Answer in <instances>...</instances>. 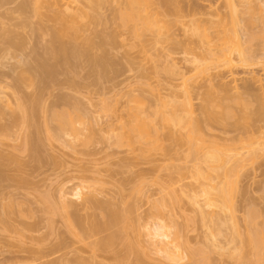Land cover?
Instances as JSON below:
<instances>
[{"label":"rangeland","instance_id":"obj_1","mask_svg":"<svg viewBox=\"0 0 264 264\" xmlns=\"http://www.w3.org/2000/svg\"><path fill=\"white\" fill-rule=\"evenodd\" d=\"M29 1L30 0H23V1L13 0V2L9 1L8 4L6 2V4L0 5L1 6L0 15L2 14V17L0 16L1 17L0 19L2 20L1 22H3V23L0 22V24L5 25L4 22L6 23L8 20L9 23H12V24L7 23L8 25H10V29L11 28H13L12 30L15 29V31H12V32L15 34L17 32V35H18L17 37H19L23 41L22 48H18L19 50H17L16 48L15 49L16 51L14 52H13L14 49L13 50L10 49L9 50L10 53L8 52L9 53L8 56H7V50H6L7 48L5 49L6 51L3 49V47L6 45L0 42L2 45H4V46H0V50H1V47L3 49V51L1 50L0 52V59H1L0 61V85H1V88L2 86L5 87L4 89L3 88L2 89L3 91H7L6 93L8 94V97H9L6 99L7 94L5 95V92H4V96H5L4 97V96H1V92H0V97L2 101L4 99L5 101L7 100V102L13 101V99L15 100L17 99V97H19L18 99L22 100L21 97L26 98L28 96H25V95H31L33 91L38 92L35 90L38 84H35V86L31 84L33 83V80L37 82L35 80L36 79L35 76H37L36 75L37 72L36 74L33 75V80L31 82V80H28L29 78L31 79V77L25 75L26 73L25 71H19V70L27 69V73L29 72L28 73L29 75L32 72V70L35 69L34 71H37V67L35 66L36 64L34 65L35 62L32 60L33 58L30 59L31 57L29 55L32 56L31 53L32 52L34 53L35 50H36L35 51L36 53L38 52L40 55H43L45 51H49L52 49L53 45L49 41L50 39L48 36L49 30H47L48 29L47 27L51 26L50 25L52 23L51 18L53 17L56 11L58 10L64 11L63 3H66L68 1L69 2L75 1L78 5L79 4L81 5L83 3L81 2V0H46V4L40 10L41 11L40 16H35L34 14L27 13V12H23L19 14L17 12L16 15L12 14L13 12L15 13L17 11L18 7H20L19 3L20 4L23 2L28 3ZM219 5L226 6V0H177L178 9L176 8L177 10H175L176 12L174 14L167 12V10H165L164 8L165 6L161 7V11L163 12L165 16L163 17L160 15L158 17L163 18L164 21H167L165 22L164 28L161 29L163 34L164 33L174 34V35L177 34L178 37L180 38L182 31L184 32V30H186V35L190 36L191 38L189 39L192 40L190 41L191 42L190 44H188L189 41L188 42L185 41L184 49L177 48L178 45H176L175 51L173 50L174 45H171L173 46L171 48V46L169 45L170 44L169 41H162L159 43H154L153 45L144 46L143 48L144 51L140 53L139 47H132L131 45H129V43L133 41L132 39H130L129 29L127 26L120 25V20L118 16L114 17L115 20L112 23L109 20L108 21L110 23L108 21H105L106 24H104L105 22L102 24L103 21H101L99 24L93 25L90 22L86 21L87 23L85 22L83 23L84 26L83 25L81 26V28L83 27L84 28L82 29V31L78 33V37L76 41L75 39L71 41V46L69 45L70 39H67V38L63 39L65 43H66V39L68 41L67 44L65 45L66 48L70 47L69 49H72L73 47L76 46L75 49L79 48L82 50L85 46L83 44L85 43L83 42L84 37H87V36L89 38L94 37L97 40V35L99 37L100 34H102V33L99 34V31L103 32L107 30L106 32H108V29L115 28L116 30L115 29L114 30L117 31L118 34L123 35L117 38L118 40L114 43V45H112L113 43L107 44L102 47L103 48L102 51L98 50L99 53L103 52L102 55L104 58L108 56L107 59H105V63H106V60L109 61L108 59H114L113 61L114 63L112 62V60H110V63H113V65L110 64L109 62L105 64L106 71L104 70L102 72H105V73L107 72V73L103 75L102 80H100V78H97L99 79L98 82L100 83H97V84H95L96 82L94 83V81H96L95 80L96 78L94 77L95 75L93 76V74L98 73L99 72L98 69L96 68L98 71L96 72V70H93L95 69L94 67L92 69L93 70L92 72L91 67L93 66V64L89 62L90 64L89 65L88 63H86V61L84 60L81 61V58H80L79 60L80 62L78 64L79 66H77L75 70H73L74 68L71 70V72L72 71L76 72L75 74L77 75V79H74V80H77V81L79 80V83L83 82L82 84L85 83L84 85L82 84L80 85V87L83 86L80 89L81 92L79 91L80 93L79 92L76 93L75 90L73 89L74 87L70 89L72 85L70 86L65 82L64 78L68 80L67 76L70 75L68 73H71L67 71L65 72L67 76L65 75V73H62L64 75L62 74H59L60 76L58 75L59 80L57 81L58 82L61 81L60 83L57 82L56 84L54 83L51 84L48 82L50 84L49 85L47 83L48 86L47 85L46 86L48 88L46 86H44L45 87L44 89L41 87L42 92L40 94L34 93L35 95H38V94L40 95L39 97L40 101H38V104L40 102L42 107L45 106L46 109H49L50 105L55 104L52 102H55L60 97H63L66 100H69L71 98L70 101H75V99H77L76 102H78L77 103L78 106L79 107L83 106L81 109L85 110L88 116L86 117L88 119L85 118L87 119L85 120V122H84V119H83V122H81L82 120L78 119L76 120L77 122L73 121V123L75 122L74 124L75 126L77 125V128L80 127L79 125H82V126L86 125L87 131L85 129L84 132L83 131L81 132L82 133L81 135L82 137L87 138L85 136V133H86L88 138L86 140L84 138H79L78 141L76 140L72 141V143L69 144V145H72V148L69 145H64V143H62L63 141L62 139L64 137L66 139H69V137L67 136H64L61 140H53V138L51 140V137L47 136V133L48 134L50 133L49 132L50 128L53 129L54 132L56 131L55 133L57 134L59 133L57 131L59 130L57 129L59 128V125L58 126L56 125V123L57 124L59 123L57 122L58 120H56L55 122L56 118L54 120L50 119L52 116L51 112L47 110L49 113L46 114L47 112L45 111L46 110L45 107L43 109L39 107V110L42 109L45 111V113L43 111H39L41 113H38L39 119H40V121L37 119L38 122H41L44 117L51 115L50 117L47 118L46 122H44L45 119L42 121V123L44 122L42 126L45 130L48 126L50 128L48 127L49 129H47L48 132L46 130V133L45 131L44 132L42 131V133L38 131L39 129L42 130V128H39L37 130V132L42 134L40 135L38 133L40 136L37 137L39 138L41 142V143L38 142L39 144H41L40 146L41 150H39L40 148L38 150H36L37 148L35 149L37 152L39 151L38 153L40 155L37 154V152L35 151L38 157H36L37 155H34V154H31L32 155L31 156L29 153L31 151H29V149L27 150L28 147L25 144L24 135L25 136L31 135L30 131L32 132L36 131V130H33V129H36V128H33V126L34 127L37 126L36 125L37 123L33 126H30V125L27 126L28 124L26 125L23 121H21L22 119L20 120V117L18 118L15 115L16 118H18L19 120H15L16 118L14 117L13 118L14 121H12V118H11L10 120L12 122L9 121L11 123L10 124L8 122V119H9L8 114L5 115V113L8 112L11 115L15 113L17 109L13 107L12 108L13 110H12L11 107H9L11 111L10 112L9 110H7L8 107L6 108V106H3L4 104L2 105L4 109H2L1 107L2 102L0 101L1 102L0 112H3V113H0V116H1L0 119H2L0 120V125H1L0 130L1 128L5 127L6 129L5 133L7 132L5 134L7 135V139L4 136V134L0 136L1 137L0 138V152H4L2 153V156L0 157L3 158V155H6L7 153H8L7 155H11V157H9L10 159L9 161L6 160L8 159L7 156L5 157L6 159L0 158L1 167L5 166L3 167L4 170L7 168V166H9V169L7 168L8 170H5V173L7 172V175H5V178L4 176H2L4 179L0 180V184L1 185L3 184L2 186L5 190L4 191L3 188L1 187L4 192L0 190V193H2L0 194V199H4V197L8 198L10 196L12 197V200H15L16 198L17 203H20V204L23 203L21 204L23 206L22 207L15 202L16 200L14 201L15 204H17L16 207L20 206L18 209L16 207H13L12 209L5 207L6 212H7V209H9L8 210L9 212L12 211L10 214L8 212L9 217H7V216H4L5 214L7 215V213H3L5 202L4 203L2 202L5 200H0V202L2 203V204L0 203V264H136L135 260H139V264H255V263L262 264L264 263L262 262V260H264V258L262 257H261L262 259L260 258L259 260L260 263L257 260L259 259L260 256L256 257L257 252L255 253L256 249H254L255 244H256L255 242L256 235H254L253 232L251 231V229L256 227L255 225H257V227L254 228V231H256L255 233H258L259 235H264V233H262L264 232L262 231L264 230V134H262L264 133V127L261 126L262 122H264L262 121L264 119H261V118H264V112L260 111L262 110V106H264V99H262L260 96L261 94L262 96H264V57H261L262 59L256 58L255 56H257L258 52H260V50L256 49L258 51L254 53L249 52V56L251 58L250 62H246L244 64L242 62L241 64V61L238 60L239 57L236 51L234 50L216 51L213 45H211V43H207L206 40L212 36L214 28L206 25L207 27L206 32L208 33V36L202 37L198 35V32H196L197 30L194 29L195 27L193 26V24H191V21L193 19L196 20L200 18L210 17L209 13ZM171 6H169V8ZM261 7L262 9H264V3H261ZM3 9L4 10L8 9V11L11 10L12 13L10 12L9 13L12 14V16L11 15L10 16L13 18L17 16L18 14L17 16L18 18L15 17L13 20H10L12 18L9 19L8 17H6L7 20H5V16L7 15H5L6 14L5 13L4 14L5 16L3 18V13H1V12H4L2 11ZM166 9H168V7H166ZM262 9L260 8V10ZM169 10L170 9H168V11ZM170 11H172V9ZM101 12L103 13L102 15H106L108 17L109 15L108 6L104 5L101 9ZM261 12H264V10H262ZM102 15L101 17H104ZM19 16L21 17L19 18ZM16 18L18 20L19 19L21 20L18 21ZM3 19L5 21H3ZM17 21L18 23H16ZM14 23L18 25L20 24L18 28H14L12 26V25H15L16 27V24ZM36 24L37 26L38 24L42 26V28L38 26L39 28H41L40 31H37L38 29L34 30V28H36L34 27ZM79 24L77 23V25ZM240 24H241V28L239 26L238 27L239 30L242 29L243 23H240ZM6 25H5V28H7ZM144 34H147L145 37H148V34H151V33L149 31L148 32L145 31ZM125 36H126V39H121L122 37H125ZM77 43L78 45L80 44V46H82V44L84 46L83 47L77 46ZM183 44L184 43H182V45ZM249 44L250 43H248L247 45L245 43L244 46H249ZM193 45H195V47L196 46L201 47L199 49L200 51L197 52L196 51L197 49L194 51ZM88 46L86 45L87 49H88ZM169 46L173 51L172 53L171 51H168V53L170 52L169 57L167 56L164 57L165 56L164 51L168 49L167 47ZM190 47L193 49L195 54L196 53L198 54L199 52L200 54L201 52L203 53L202 55H199V57L203 58V59L201 58L200 65L196 68H193L192 70H190L192 67L191 68L189 67L193 65L190 63H187V61L186 62L183 61L184 57H187L185 59L189 58L190 60H192V58L194 57L193 56L194 54L189 55L191 52H189V54L187 52L186 54V51H185L186 48L189 49ZM181 49L184 50V54ZM210 49L212 51H210ZM90 50L91 51H89L88 49L87 51H89L90 53L94 51V49L92 50V48H90ZM145 50L147 51L145 52ZM4 51L6 55L5 53H3ZM11 53L12 55H10ZM253 54H256V55L254 56ZM130 55L133 57H131ZM45 56H46V53L44 57ZM127 57H131L132 59L134 58L133 63L132 61H129V60L127 61ZM20 59L22 60L30 59V61L32 62L27 60L23 64V62L20 61L22 62L23 64L22 65L18 62V60ZM227 59H233V62L231 64H228L226 62ZM252 59L256 61L253 62ZM46 61H47V58L45 59L44 63L48 64L49 63L48 61H50L49 64L50 65L53 64V59L51 58L47 62ZM77 61L76 62L74 61V62L78 63ZM172 63H174L175 67L178 68V71L176 74H171L170 72H168V68L169 69L172 68L169 66H173ZM24 65H26L25 68L23 67ZM153 66H156L159 69L156 70V72H154L153 70H155L156 67L154 68ZM30 67L32 68L36 67V68L32 69ZM74 67H76L75 64H74ZM12 68L13 69L16 68L15 69L16 71L14 70L15 73L13 72L14 76L15 75L17 76L16 72L17 73L19 72L18 77H20V72L21 73L25 72L24 74H21L22 76L24 75V77L21 78L20 82L18 81L20 78L18 80L15 79V77H14L15 80L11 78L13 77V76H10L12 74L11 72L13 70ZM19 68H22V69H19ZM152 68L154 69L152 70ZM142 69H144L145 72L142 71ZM74 72L71 73L72 75L70 77L75 78V75H73ZM141 72L144 73V76L145 75L146 76L141 77L140 75ZM99 76L100 74L98 73L96 77H99ZM25 77H29V78H25ZM57 77L56 79H58ZM101 78H102V75H101ZM81 79L82 81H80ZM16 80L17 82H19V84L16 83ZM54 80H52L51 82H53ZM74 80H72L73 84L75 82ZM138 80L147 82V84L150 85L151 89L150 88L147 89L146 84H144L146 87L144 85H143L144 87L140 86L141 83L139 84V82H137ZM77 81L76 83L79 84ZM245 82H250L252 89H242V86ZM14 84L16 87L11 88L13 87L12 85ZM5 85L9 87L11 85L10 87L11 89H7L9 87H6ZM202 85L205 89H203ZM211 85L214 87V89L212 88ZM17 86L19 87L17 88ZM73 86L76 87V84H74ZM37 87H40V86H37ZM215 87L217 89H215ZM41 88L39 89L40 91H41ZM208 90L210 91V93H207ZM129 92L133 93L134 95L138 94L136 97L141 96L143 97V100H144V97L145 99H148L150 102L146 100L145 102H148V104L146 105L148 106L149 104H151L152 109L157 108L158 106L156 107V105L157 104L159 105L161 102L165 103L164 106H159V108L161 107L160 109L162 111H166L168 113L175 111L176 113H178V116L181 115L182 118L186 117V118H183L184 120L189 117L186 115L188 112L187 110L191 109V111L193 112L192 115L196 118L198 117V119L202 121L201 117L204 118V116L207 114L201 111L204 109V108L202 109L201 107L207 103H208V107L206 105L205 107H207L206 109H208V111L210 112L209 113L208 111H206L207 113H209V115L211 113H213V115L215 114L216 116L217 115L219 116L221 113H224L225 115V111H228L230 112V114L234 112L235 114L241 115V117L233 113V115L235 116H232L229 114L230 117H228V115L226 114L227 118L223 119L224 121H222V123L209 122V120H206L207 123L203 122L200 125L199 135L197 137L199 139L198 141L196 140L197 146L193 144L194 147L190 148L192 144L190 145L189 142L187 143V141H185L186 140L185 134L187 131L185 130V128L186 129L188 128L186 127V125H184V123H183V127H181L182 124L171 125L167 123L166 121L161 120L160 122H162L163 123L162 124V123H159L158 121V119L160 118V117L158 118V115H157L158 119L155 116V118L157 119V122H156V120L154 119V116L151 117L152 114L147 112L146 114L148 115L149 113L150 115L149 118L151 119L153 118L152 120L153 121L155 120V122L158 123L157 128L159 127L161 128L158 129L159 136L157 135L158 137H156L157 142L153 141L156 135L154 136L152 134L154 137L151 135L152 136L151 140L156 144H153V145L152 144L146 145L147 143L145 144L142 143L141 145L134 144L135 148L138 145L142 146L140 147L142 148V150L140 149L141 151H139V149L136 150L135 148L131 149L130 147H127L128 145L124 146L123 145L124 143L123 144L121 143L122 145L118 144L119 142H116V139H115L116 136L114 137L113 135L116 132L114 131V129L115 128L117 129L116 124H118L117 122L116 124L114 123L115 121L114 117H117L116 120H118L119 116H122V115L125 116L126 109L121 107V105L126 100V97L129 95ZM126 93H128V95H125ZM237 95L242 100L240 102L239 101L240 99H238L234 103L232 101L233 99L231 100L229 97L234 98L235 96L237 97ZM227 97L230 99V101L229 100H224V101H228L227 102L228 104L230 103L229 109L224 110V108L227 107L228 105L225 106L224 108L218 107L216 105L220 103L218 101L219 98L224 99ZM24 98H23V101L25 100ZM72 98L74 100H72ZM98 98L100 100L101 98H105L107 101L111 100L112 106L115 107V109L113 107L114 111L116 110L117 107L119 106L120 107L117 108L115 113L112 114L110 113V110L112 109V107H110L111 105L109 106L110 110L108 108H106L108 110L102 108L101 105L106 102L102 103V101H99ZM133 98L134 97L132 96V99ZM159 98H160L159 100L160 103L159 101L157 102L156 100ZM205 98H207V100L209 99L208 101H210L211 99L212 100L214 99V101L205 102L207 101ZM90 100H92V102H90ZM116 100L117 102H115ZM135 101L136 100L132 102H135ZM13 102L12 103L9 102V104L11 103L10 106H14L12 105ZM173 102L174 103L177 102L178 105L177 104L172 105ZM185 103L186 104L188 103L187 105H190V107H188L187 110H185L186 109ZM201 103H203L204 105H202ZM107 104L108 103H106V106H108ZM131 104L134 105L136 103H131ZM182 104H183V107H182ZM68 109H67V112H69ZM38 114L36 113L37 117H38ZM69 114L72 117L75 116L72 114V112H69L68 117H69ZM93 116H95V118ZM181 116L179 117L181 118ZM225 116H222V118H225ZM206 118L207 117H205L203 121H205ZM222 118L220 119L222 120ZM236 118L239 120L237 123L235 122ZM259 121H261L260 122L261 124L259 123ZM47 122H48V126L46 125ZM79 122L81 124H78ZM91 122H92V125H91ZM93 122L95 124H93ZM12 123L15 125L13 126ZM22 123H24L26 126L23 125ZM89 123L91 125L90 128L88 125ZM108 124H110L111 126L115 128L111 129V127H108L109 126ZM2 125L4 126L2 127ZM8 125L12 126L11 128L12 130L8 127ZM82 126L81 128H83L84 130V127ZM31 127L33 129H30ZM107 127L111 131L110 130L107 131L108 129ZM8 128L11 131H8ZM233 128L234 130H232ZM51 129L50 131L52 134L54 132ZM100 129L102 132L100 131ZM80 130L78 129L79 132ZM112 130L114 133L112 132ZM227 130H230L231 134L230 132L228 133ZM245 130L249 131V135H246L248 133L245 132ZM9 132L11 133L8 136ZM60 132L62 133V131ZM110 132L112 133V135H110L111 134ZM232 132H233V135H232ZM243 132L244 134L246 133L245 134L246 139L243 138L244 140L243 141L241 140L242 142L239 141V142H236L235 144L233 143L232 147H236L234 148V150L235 149L236 150L234 152H231L230 150L233 151L230 145L232 142L230 140L231 143H229V140L227 141V139L230 138L231 136L233 137L236 133H237L236 134L237 137H238V134L239 136L242 137L244 135ZM33 133H32V136H33ZM43 133H44V136H43ZM98 133L100 134L102 133L104 136H106V138L104 137L105 140L103 139V135L101 134V138H100L99 136L100 134ZM183 133L185 134L183 135ZM34 134L35 136L37 135L36 133ZM229 135L231 136L229 137ZM89 136H92L93 140H90L91 142L87 143V140L90 139ZM110 136H113V137L111 138ZM247 136H250V138L247 139ZM26 137L28 138V136ZM45 138H47L48 140ZM82 139H84L85 141ZM113 139H115V142ZM132 146L133 145H131V147ZM196 147L198 149H195ZM229 148L231 149L228 150ZM189 150H191V152ZM206 152L207 153L221 152L224 155V159L219 161L217 164L211 163V162L206 163L204 161H201L202 156H204L203 153H206ZM230 152L232 154L236 152V155H234L235 157L234 156L232 157ZM4 159L5 161L8 162L7 166H6V162L4 161ZM3 161L5 164L3 163ZM18 164H21V166ZM197 166H201L202 168L201 169L203 171L202 177H199L196 175L197 172L195 169ZM8 172H9V177H8ZM10 174L13 176H11ZM16 175L17 177L18 175L24 177V179H26L24 180L25 183H22L24 182L23 179L22 181H18L17 179H19L20 176L17 178ZM6 176L8 178H11V179H8V181L11 180V184L8 181L5 184L3 183L5 180H7ZM86 176L88 180L86 179ZM14 177L16 178L17 181L15 180ZM81 178H83V180H81ZM89 178L90 179L92 178L94 180H90ZM85 179L88 182L85 181ZM99 179H102V183L100 182L101 180L98 181ZM106 179L108 180L107 181L108 183L105 181ZM96 180L98 181V183L96 182ZM12 181H15V182L13 183ZM29 181H31L30 184H28ZM89 182L90 184L91 183L93 184L89 185ZM15 184L19 185V189H21L22 192L17 188V185ZM25 184H27L26 187L24 186ZM231 184L233 185L231 186ZM57 185H59L58 188L62 186L64 189L65 188L67 189L65 190L67 191L66 192L68 196L67 198H69L68 202L71 201L72 203L74 202V204L79 203L78 204L79 206L76 205L75 207L77 209L76 211L79 210L77 214H75V216L76 215L78 216L77 219L80 221V223L74 224L73 222L74 227H73V224L72 225L68 224L69 225L68 226L67 223L63 221L66 219L63 217L65 216L63 214V211H61L60 208L58 207L60 201L57 200V197H56L58 196L57 194L58 192H56ZM85 185H87V187L94 186L95 187L94 190L95 189L97 190L99 189V190L98 191L95 190V192H93L94 191L93 190L92 192H90L91 191L90 187L86 188ZM120 185L124 187L122 191H120V189L122 188V186ZM83 186H85V188ZM164 187H168L171 189L174 188L173 191L176 193L175 196L177 197L176 201H179V203L177 204V207L175 204V208L172 209L173 213L170 211V208L168 206L163 207L159 212H156L151 209L150 201H153V199L157 200ZM229 187H232L231 188L232 192L230 191ZM219 188H223L222 194L221 192L219 194L220 190L218 192L216 191ZM205 189L208 191L210 190L211 193H209V195H212V196L209 197V195H206L210 199L209 198L206 199L204 195L202 194V191ZM9 190L13 192L11 193ZM27 190L30 191L31 195L33 194L32 197L33 198L35 197L34 199L29 198L31 196ZM24 191L26 194L27 193L28 194L27 195L24 194ZM6 192L9 195H6L7 194ZM47 192L51 194L56 193L54 196L52 195L51 196L56 197L54 200L59 201V202L54 201V205H55L54 208L56 209L57 213L56 211L53 213L49 212L47 208L42 203H40V200H38L40 196L43 195L42 193L47 194ZM75 192H78V194ZM83 193H85L86 195L89 193L88 196L93 195L91 197L92 198L95 197V199L98 198L97 199L98 202L104 201V204L110 203L109 205L114 209L116 208L121 209V210L125 209L128 211L131 209L129 216L132 217V214H133L132 218L134 220L131 218L132 221L135 222L136 219H139L140 221V223H138L140 226L139 233L138 232L136 233L135 231L134 233L132 232L131 234L130 232L129 234L128 232L130 230H127L128 232L127 231H125V233L122 232L123 234L122 235L120 227L119 228L117 227V226H120V224L117 222L113 223V224H116V228L120 231H118L115 227H112V228L110 227V229H108L107 231L102 230V232L104 231L103 233L108 232L109 235L111 234L109 238L113 240V243L112 242L110 243L112 245H108V247L110 246L108 249L105 246L106 240H104L105 243L102 242L105 235H106L105 238L107 239V241L109 240V238H107L108 234H102L100 231V234L96 232L98 235L97 234L93 235L92 232H95V231L91 232L90 231L91 228L89 229V227H91V223H93L92 220L95 219L94 226L96 225L99 226L102 224V222H105V221H101V219L104 220L106 218V215L104 214L105 216L102 217L103 216L102 213H104L102 208L100 210H97V209L95 210L96 206H93L94 202L92 205L93 207L92 206L86 207L85 205H89V203L88 204L86 203L82 207V209L79 208L80 203H81L80 202L81 196L84 197ZM20 194L21 195L23 194V196H21ZM21 197H23V199L24 198H28V199L27 201L26 199L22 200ZM193 198L196 199L198 205L200 206L202 205V207H204V211L211 214V216L213 217L212 221H210V219H207L210 225L208 223H207L208 225L206 224L207 221L204 222L205 225H203V223L200 221L201 220L199 217L200 214L198 213V210H197L198 205L193 203ZM30 200H31V203L29 202ZM206 200L213 201L214 205L212 204L211 201H210L211 203L210 204ZM33 201H35V203ZM28 202L33 205H30ZM98 202L97 203L95 202V203L98 204ZM55 203L56 204L58 203V205H56ZM27 204L30 206H28ZM74 204L72 205L75 206ZM100 204L102 205L103 202ZM208 204L210 205V207L207 206ZM59 206L61 207V204ZM106 206L107 205H105L104 207ZM219 206L222 207V210L219 209L221 208ZM2 207H3V210H2ZM21 208L23 210L20 211ZM25 208H26V211L29 209L28 211H30V213L28 211L26 212ZM42 208L45 209V212H43ZM40 210L42 211L40 212ZM58 210L61 211L62 213L60 212L58 214L59 212ZM132 210L134 213L131 212ZM24 211L25 213H23ZM78 213L80 216L78 215ZM254 213L255 215L257 213V216H255ZM151 214H153L154 217ZM66 216H67V213H66ZM219 216H221V219L225 217L224 221L226 222V224L224 227H223V224L222 226L220 225L218 226L217 217ZM5 217L7 218L5 219ZM71 218L73 217L70 216V219H68V223L70 222L69 220L73 221V219ZM2 219H5L4 221H6L9 224H7L6 222L5 224L4 221L1 222ZM77 219L75 217L74 221L78 222ZM229 219L231 221H229ZM96 221L97 222L99 221V222L96 223ZM139 221H136V222H139ZM231 222H234L236 224V229L238 232L232 233V231H229V228L231 230V227H230L231 226L230 224H232ZM29 223L31 227L29 229L31 230L27 229L28 228L27 224L29 225ZM158 223L159 224L163 223L167 225V228L165 227L164 231L170 236L167 238L168 240L166 238L165 239L163 238L162 240L165 243L168 241L169 244L167 245L163 242L162 243L163 245L165 244V246L166 245L168 246L170 252L174 254H178L177 256L178 258L174 257L171 259V257H173L172 254L170 255V258L169 257L165 258L163 256V253H161L162 252L161 248H163L162 247L163 245L160 242H158L159 244L157 246L155 245L156 247L154 246V241L157 242L161 240L151 239L149 235H147L146 233L147 229L149 228L152 230L154 226L157 225ZM171 223H173V225L175 223L174 225L175 228L178 226L180 227V229L178 228L180 232L179 234L177 233L178 236H176L175 234V232H178V231L174 232V230L176 229L172 228L173 225ZM113 224L111 226H115ZM170 224L172 226L168 227V225L170 226ZM176 224L178 225L176 226ZM214 224L215 226H213ZM7 225H9V228H7L8 227ZM35 225H36V231L34 230L33 232H31L33 229H35L34 228ZM39 225L41 228L40 227L37 228ZM144 225L147 226V229L144 227ZM252 225L254 227H252ZM10 226H12L13 229H11ZM70 226H72L75 229H71ZM107 226L109 227L110 224H108ZM217 226L220 229H222L221 230L222 233L220 234V236L211 238L212 240L210 242L213 243V246H212V243L209 242V232L210 231L216 232ZM114 228L121 234L120 235L121 240L120 238H118L119 235L116 236L117 239H115V236H113L114 234L110 233L111 230H113ZM115 229L113 231H116ZM38 230L39 232H37ZM173 232L175 235L172 234ZM127 233L128 235H126ZM90 234L93 237L95 236L94 237L95 239L93 237H90ZM173 235L176 237H174ZM96 236H100L98 237L99 239L96 238ZM111 236H113L115 240ZM122 236H124L125 238ZM126 237H127V240L130 239L129 241L132 240L137 243L136 244L138 247L137 250H134L131 252L124 251L122 245H123L124 239L126 240ZM92 239L94 241H91ZM96 241L102 242V244L104 243L105 248H103L102 246L99 247L100 244L98 246L95 245L96 243H98ZM110 241L111 240H109L108 243ZM91 244H94V245H91ZM55 247H57V249ZM258 247H259L258 248L259 249L258 252H259L260 248L264 247V244L259 245ZM53 248L56 249V252L53 250ZM262 250H264V248H262ZM48 251L50 252L52 251V252L49 253ZM46 252L48 253V255H45L47 254ZM63 252L68 254V258H67V255L65 254L66 259L68 260H66L65 257L63 258L64 254L62 255V257L60 256ZM70 253H73V254H70ZM69 255L71 256V258ZM59 257H61L62 260Z\"/></svg>","mask_w":264,"mask_h":264},{"label":"bare ground","instance_id":"obj_2","mask_svg":"<svg viewBox=\"0 0 264 264\" xmlns=\"http://www.w3.org/2000/svg\"><path fill=\"white\" fill-rule=\"evenodd\" d=\"M9 1H11V2H13V0H0V5H4V4H6V2H7V4H8V2ZM15 1V0H14ZM23 1V0H22ZM4 2V3H3ZM25 2H27V1H25ZM25 2H23V3H19V6L20 7H18V9H17V11L14 13H12L11 12V10H9L8 11V9H6V10H2V11H4V12H1V13H3V18H4V16L5 15H7V16H5V20H7L6 19V17H8L9 19L10 18H12V19H10V20H13L15 17H17L18 16V14L19 13H23V12H27V13H31V14H34L35 16H40L41 15V9L43 8V6L46 4V0H30L28 3H25ZM81 2H83L81 5L79 4H77L75 1H71V2H66V3H63V5H64V11H61V10H58V11H56L55 12V14L53 15V17L51 18V22L53 23H51L50 25L51 26H49V27H47L48 29L47 30H49V33H48V36H49V41H50V43L53 45V47H52V49L51 50H49V51H45V53H46V56L44 57V55H45V53L43 54V55H40L38 52V54L34 51V53L32 52L31 54H32V56L31 55H29L31 58L30 59H32L34 62V65L37 67V71H34V70H32V72L31 73H33V74H31L30 73V75L27 73V69L26 70H19V71H25V72H20V77H18V73L16 72V74H17V76L15 75L14 76V73H15V69H13L11 72H12V74L10 75V76H13V77H11V78H13V80H15V79H19L18 81L20 82V80H21V78H23L24 77V75L22 76L21 74H24L25 73V75H27V76H30L31 77V79L29 78V77H25V78H29L28 80H31V82H32V80H33V75L34 74H36V72H37V76H35L36 77V81L37 82H35L34 80H33V83H31V84H33V86H35V84H38L37 86H40V87H37L36 86V88H38V89H36L35 87V90L36 91H38V92H34L33 91V93H31V95H25V96H28V97H26V98H24L25 100L23 101V98L21 97V99L22 100H20V99H18L19 97H17V99H13V101H8L7 102V100L5 101V99L2 101L1 100V97H0V101L2 102V104H1V107H2V109H4L3 108V106H6V108H7V110H9L10 111V109H9V107H11V109L14 107L15 109H17L16 111H15V113H13V114H9L8 112H6L5 113V115H7L8 114V117H9V119H8V122L9 121H11L10 119L12 118V121H14L13 120V118L15 117L16 118V116L19 118L20 117V120L21 121H23L27 126H33V125H35L36 123V125L37 126H33V128H36V129H33L32 127L30 128V129H33V130H36V131H33L34 133H36L37 135L35 136V134L32 132V131H30V129H29V131L31 132V135H26V136H28V138L24 135V137L26 138H24V141H25V144L27 145V150L29 149V151H31V152H29L30 153V155L31 154H34V155H37V154H39L36 150H38L39 148V150H41V144H39V143H41L40 142V140H39V138H37V137H39L40 135H42L41 133H42V131L44 132L45 131V133H46V130L47 129H49L50 127L48 126V122L46 123V125L49 127H47L46 128V130L43 128V124H44V122H46V120H47V118L48 117H50L51 115V120H54L55 118V122H56V120H58L57 122L59 123V124H57L56 123V125L58 126L59 125V128H57V129H59L60 131H62V133L59 131V130H57L59 133L57 134V133H55L54 132V130L53 129H51L54 133H52L51 134V131H50V129H49V134L47 133V136H49V137H51V140H52V138H53V140H61L64 136H67V137H69V139H66L65 137L62 139L63 141H62V143H64V145H69V144H71L72 143V141H74V140H76V141H78V139L79 138H84V137H82V131L84 132L85 131V129L87 128V126L85 125V126H82V125H79L80 127H78L77 128V125L75 126V122H77L76 120H78V119H80V120H82L81 122H83V119H84V122H85V120H87L88 118V116H87V113L85 112V110L84 109H81L82 107L80 106H78V102H76V100L77 99H75V97H74V99H75V101H70V97H68V98H70L69 100H66L65 98H63V97H60V98H58L55 102H52V103H55V104H52V105H50L49 107V109H46V107L45 106H43L42 107V105L40 104V102H39V104H38V101H40L39 99V97H40V93L42 92V88L44 89L45 87L44 86H48V84L49 83H51V84H56L58 81L57 80H59V74H62V73H65L66 71L67 72H71V70L73 69V70H75V68H77V66H79L78 64H79V60H80V58H81V61L82 60H84V61H86V63H88L89 64V62L90 63H92L93 64V66L91 67V70L95 67V69H93V70H96V72H98L99 74H100V76L99 77H96L97 75H98V73H96V72H94V73H96V74H93V76L96 78L95 80L96 81H94V83L95 84H97V83H100V82H98L99 81V79H97V78H100V80H102L103 79V75L104 74H106L105 72H102V71H106V67H105V64L107 63V62H109L110 63V60H112V62L114 61V59H108L109 61H107L106 60V63H105V59H107V57H103V52L102 53H99V51L98 50H101L102 51V47L104 46V45H107V44H112V45H114V43L118 40L117 38H119V36H123L122 34H118L117 33V31H115L116 29L115 28H110V29H108V32H106L107 30H105V31H103V32H100L99 31V34L100 33H102V34H100V36L98 37V35H97V40L94 38V37H84V39H83V42H85V43H81L82 44V46H80V44L78 45V43H77V46H80V47H83L84 46V48L83 49H85V47H86V45L88 46V49H89V51H91L90 50V48H92V50L94 49V51L93 52H89V51H87L88 49H87V47H86V49L85 50H81V49H79V48H76L75 49V47H73L72 49H69L68 47L66 48V44H67V39H70V46H71V41L72 40H74L75 39V41H76V39H77V37H78V33L80 32V31H82V29L84 28H81V26L83 25V23H85L86 21L87 22H90L91 24H93V25H96V24H99L101 21H103L102 22V24L105 22V21H111V23L115 20V18L114 17H116V16H118L119 17V20H120V25L121 26H127L128 27V29H129V34H130V39H132L133 41L131 42V43H129V45H131L132 47H139V52L141 53L142 51H144V46H146V45H153L154 43H159V42H162V41H169L170 42V46L171 45H174V48H173V50L175 51V46L176 45H178V47L177 48H182V49H184V45H185V41H189V43L188 44H190L191 42L190 41H192V40H190L189 38H191L190 36H188V35H186V30H184V32L182 31V34H181V36H180V38L178 37V35L176 34V35H174V34H167V33H164L163 34V32L161 31V29L162 28H164V26H165V22H167V21H164L163 20V18H160V17H158V16H165L164 14H163V12L161 11V7H164L165 8V10H167V12H169V13H175L176 11L175 10H177L178 8H177V0H81ZM261 3H264V0H226V6L225 5H219V6H217L216 8H214L209 14H210V17H208V18H200V19H196V20H192L191 21V24H193V26L195 27L194 29L195 30H197L196 32H198V35H200V36H202V37H206V36H208V33L206 32V29H207V27H206V25H208L209 27H212V28H214L213 29V34H212V36L211 37H209L206 41H207V43H211V45H213V47H214V49L216 50V51H226V50H234V51H236L237 53H238V60L239 61H241V64H242V62H243V64L244 63H246V62H250V60H251V58H250V56H249V52H252V53H254V52H256V51H258V50H260V52H258V57L257 56H255L256 54H253L256 58H261V57H264V12H261L262 10H264V9H262V7H261ZM104 5H107L108 6V12H109V15H108V17L106 16V15H102L103 13L101 12V9H102V7L104 6ZM172 5V6H171ZM169 6H171L170 8H169ZM1 7V6H0ZM166 7H168V9H172V11H168V9H166ZM226 7H227V9H226ZM177 8V9H176ZM260 8L262 9V10H260ZM10 9V8H9ZM14 9V8H13ZM15 10V9H14ZM6 11V12H5ZM28 11H30V12H28ZM12 13V14H15L16 15V13L18 12V14H17V16H15L14 18L13 17H11L12 16V14H10V13ZM6 13V14H5ZM8 13V14H7ZM5 14V15H4ZM11 15V16H10ZM21 15V14H20ZM27 15H29V14H27ZM101 15L102 16H104V17H101ZM1 17H2V14L0 15ZM10 16V17H9ZM33 16V15H32ZM0 17V18H1ZM21 16H19V18H20ZM30 17H31V15H30ZM18 18V17H17ZM16 18V19H17ZM111 18V19H110ZM4 19H3V21H5ZM18 20V19H17ZM21 19H19L18 21H20ZM2 20L0 19V22H1ZM18 21L16 22V23H18ZM78 21V22H77ZM108 21V22H109ZM173 21H175V20H173ZM86 22V23H87ZM107 22V23H108ZM1 23H3V22H1ZM12 24V23H9V21L7 20V22L5 23L4 22V24L6 25V24ZM16 23H14V24H16ZM77 23L79 24V25H77ZM110 23V22H109ZM240 23H243V25H242V29H240L239 30V26H240V28H241V24ZM6 25L7 26V28H5V25H3V24H0V42H2V44H4V45H6V46H4V45H2L1 43H0V46H4L3 47V49L5 50L6 48V50H7V56H8V54L10 53V49H14L13 50V52L14 51H16L15 49L17 48V50H19L18 48H22V44H23V41H22V39H20L19 37H17L18 35H17V32H16V34L15 33H13L12 31H15V29L14 30H12L13 28H11L10 29V25ZM22 24V23H21ZM104 24H106V22L104 23ZM240 24V25H239ZM20 25V24H19ZM18 24H16V27H15V25H12L14 28H18V26H19ZM34 25V24H33ZM22 26V25H21ZM32 26V25H31ZM38 26H40L39 24H38ZM37 26V24L34 26V27H36V28H34V30L36 29H38L37 31H40V29L42 28V26H40L41 28H39ZM84 26V25H83ZM25 27V26H24ZM33 27V26H32ZM166 28V27H165ZM115 29V30H114ZM33 30V29H32ZM85 30V29H84ZM114 30V31H113ZM241 30H242V32H241ZM145 31H149L151 34H148V37H145L147 34H144L145 33ZM33 32V31H32ZM106 32V33H105ZM13 33V34H12ZM117 33V34H116ZM20 34V33H19ZM13 35H15V36H13ZM164 35V36H163ZM26 37V36H25ZM65 38H67L66 39V43H65V41L63 40V39H65ZM94 38V39H93ZM163 38V39H162ZM25 39V38H24ZM121 39H126V36L125 37H122ZM93 40V41H92ZM25 41V40H24ZM95 41V42H94ZM175 44H174V43ZM186 42V43H187ZM73 43H74V41H73ZM173 43V44H172ZM182 43H184L183 45H182ZM245 43L248 45V43H250L249 44V46H244L245 45ZM254 44V46H253V44ZM117 44V43H116ZM20 45H21V47H20ZM252 45V46H251ZM92 46V47H91ZM170 46L169 47H167L168 49H166L165 51H164V53H165V56L164 57H169V53H168V51H171V53H172V47L173 46H171V48H170ZM180 46V47H179ZM182 46V47H181ZM194 47V51L196 50L197 52L198 51H200L199 49L201 48V47H195V45H193ZM106 47V46H105ZM191 48V47H190ZM187 49L186 48V54H187V52H188V54H189V52H191L189 55H191V54H194L193 56V58H192V60H190L189 58V60L188 59H185V58H187V57H184V60L183 61H187V63H190V64H192L193 66H190L189 68H191L190 70H192L193 68H196V67H198L199 65H200V61H201V58L202 57H199V55H202L203 53L201 52V54H200V52L197 54H195V52L193 51V49H192V51H193V53H192V51H191V49ZM3 49H2V47H1V50L3 51ZM170 49V50H169ZM181 49V50H182ZM256 49H258V50H256ZM1 50H0V52H1ZM5 50V51H6ZM106 50V49H105ZM255 50V51H254ZM5 51L3 52V53H5ZM38 51V50H37ZM98 51V52H97ZM100 51V52H101ZM147 50H145V52H146ZM183 51V54H184V50H182ZM210 51H212L211 49H210ZM248 51V52H247ZM9 52V53H8ZM42 52H44V51H42ZM42 52H40V53H42ZM48 52V53H47ZM105 52V51H104ZM107 52V51H106ZM163 53V54H164ZM5 55H6V53H5ZM10 55H12V53L10 54ZM105 55V54H104ZM108 55V54H107ZM222 55V54H221ZM260 55V56H259ZM3 56V55H2ZM106 56V55H105ZM129 56V55H128ZM131 56V55H130ZM187 56V55H186ZM131 57H133V56H131ZM131 57H127V61L129 60V61H132V63H133V59L131 58ZM255 57H253V58H255ZM2 58V57H1ZM25 58V57H24ZM47 58V61L48 60H50V58L51 59H53V64H49L50 63V61H48L49 63V65L48 64H46V63H44V61H45V59ZM85 58V59H84ZM110 58V57H109ZM23 59V58H22ZM22 59H20V60H18V62L20 63V64H22V62H23V64L28 60V59H26V60H22ZM30 59L28 60V61H30ZM36 61H35V60ZM44 59V60H43ZM203 59V58H202ZM262 59V58H261ZM39 60V61H38ZM78 60V61H77ZM237 60V61H238ZM0 61H1V59H0ZM20 61H22V62H20ZM46 61V62H47ZM77 61L78 63H75V62ZM88 61V62H87ZM238 61V62H239ZM252 61L254 62V61H256V60H253L252 59ZM30 62H32V61H30ZM71 62H72V64H71ZM226 62L228 63V64H231L232 62H233V59H227L226 60ZM51 63H52V61H51ZM114 63V62H113ZM113 63H110V64H112L113 65ZM252 63V62H251ZM22 64V65H23ZM38 64V65H37ZM74 64H75V66L76 67H74ZM171 64V63H170ZM173 64V66H169V67H172L171 69H169L168 68V72H170L171 74H176L177 73V71H178V68H176L175 67V65H174V63H172ZM32 65V64H31ZM90 65V64H89ZM128 65V64H127ZM134 65V64H133ZM25 66L26 65H24L23 67L25 68ZM28 66H29V64H28ZM107 66V65H106ZM140 66V65H139ZM138 66V67H139ZM21 67V66H20ZM36 67H33V68H36ZM141 67V66H140ZM154 68L156 67V66H153ZM178 67V66H177ZM30 68H32V67H30ZM32 68V69H33ZM98 69V71H97V69ZM154 68H152V70L154 69ZM188 68V69H189ZM19 69H22V68H19ZM159 68H155V70H153L154 72H156V70H158ZM177 69V70H176ZM10 70V69H9ZM15 70V71H14ZM93 70H92V72H93ZM146 70V69H145ZM101 71V72H100ZM142 71H144V69H142ZM14 72V73H13ZM35 72V73H34ZM72 72H74V71H72ZM71 72V73H72ZM145 72V71H144ZM10 73V72H9ZM71 73H68V74H70V75H66V73H65V75L67 76V79L68 80H66L65 78H64V80H65V82L68 84V85H72V87H70V89H72L73 87V89L75 90V92L77 93V92H79L80 91V89L83 87H80V85L83 83V82H81V83H79V80L77 81V80H74V79H77V75L75 74L76 72H74V74L73 75H75V78H73V77H70L72 74ZM59 75V76H58ZM62 75H64V74H62ZM61 75V76H62ZM101 75H102V78H101ZM141 77L142 76H144V73H142L141 72ZM7 76V75H6ZM5 76V77H6ZM58 76V77H57ZM146 76V75H145ZM144 76V77H145ZM14 77H15V79H14ZM56 77L58 78V79H56ZM64 77V76H63ZM106 77H107V75H106ZM54 78H55V80H56V82H55V80H54ZM104 78H105V76H104ZM12 80V79H11ZM17 80H16V83H18L19 84V82H17ZM52 80H54L53 82H51ZM72 80H74L75 82H74V84H76V87L75 86H73L74 84H73V81ZM94 80V79H93ZM76 81L79 83V84H77L76 83ZM80 81H82V79L80 80ZM83 81H84V79H83ZM49 82V83H48ZM61 82V81H60ZM60 82H58V83H60ZM69 82V83H68ZM137 82H139V84L141 83V85L140 86H142V87H144L145 85L144 84H146L147 85V89L148 88H150V85L149 84H147V82H145V81H140V80H138ZM145 82V83H144ZM48 83V84H47ZM85 84V83H84ZM84 84H82V85H84ZM50 85V84H49ZM58 85V84H57ZM78 85V86H77ZM144 85V86H143ZM149 85V86H148ZM6 86V85H5ZM13 87H11V85H10V87L11 88H15L16 86H15V84L14 85H12ZM46 86V87H47ZM212 86V85H211ZM210 86V87H211ZM6 87H9V86H6ZM7 88V89H11V88ZM19 86H17V88H18ZM42 87V88H41ZM146 87V86H145ZM202 87H203V85H202ZM202 87H201V89H202ZM205 87H206V85H205ZM208 87H209V85H208ZM2 88L4 89L5 87L4 86H2ZM1 88V85H0V90H2L3 91V89ZM41 88V91L39 90ZM48 88V87H47ZM77 88V89H76ZM212 88L214 89V87L212 86ZM240 88V87H239ZM151 89V88H150ZM199 89V88H198ZM203 89H205L204 87H203ZM206 89H208V88H206ZM210 89V88H209ZM215 89H217L216 87H215ZM222 89V88H221ZM242 89H252V87H251V84H250V82H245L244 84H243V86H242ZM6 90V89H5ZM73 90V91H74ZM0 91L1 92V96H4V92H5V95L7 94L6 92L7 91ZM14 91V90H13ZM209 91V90H208ZM207 91V93H210V91L208 92ZM15 92V91H14ZM81 92V91H80ZM79 92V93H80ZM2 93H3V95H2ZM13 93V92H12ZM36 93H39L38 95H35ZM15 94V93H14ZM34 94V95H33ZM130 94H132V95H130ZM125 95H128V93H126ZM130 95V96H129ZM129 97L127 96L126 97V100L124 101V103L121 105V107H123V108H125L126 110H125V116L124 115H122V116H119L118 117V120H116L117 119V117H114V119H115V121H114V123L116 124V122L118 123V124H116V127H117V129L115 128V127H113V126H111L110 124H108L107 126L108 127H111V129H113V128H115L114 129V131H116L115 133L113 132V130H112V132L114 133L113 135H114V137L116 136V142H119L118 144H120V145H122L123 143V145L125 146V145H128L127 147H130L131 149L132 148H135L134 146V144H139V145H141L142 143H147L146 145H153V144H156V143H154V142H157V138L156 137H158L159 135H158V133H159V131H158V129L159 128H161V127H159V128H157V126H158V123H156L157 122V119H158V121H159V123H162V122H160L161 120L162 121H166L167 123H169V124H171V125H177V124H182V126L181 127H183V123H184V125H186V127L188 128V129H186L185 128V130H187L186 131V134L185 133H183V135L185 134V136H186V138H185V136H184V138L186 139L185 141H187V143L189 142V144L191 145H189L190 146V148H192V147H194V145H196L197 146V141H198V139L199 138H197L198 137V135H199V129H200V125L204 122V123H207V121L206 120H209V122H216V123H222V121H224L223 119H226L227 118V115H228V117H230V115H232V116H235V115H238V114H235L234 112V114L235 115H233V113H232V111H231V113L232 114H230V112H228V111H225V115H224V113H221L219 116L217 115H213V113H211L210 115H209V111H208V109H206L207 107H208V103L207 104H205V102H210V101H214V99L212 100H210V101H208L207 100V98H205L207 101H205L204 102V104L207 106V107H205V105L203 104V103H201L202 105H204V106H202L201 107V105H200V107L203 109V110H201L203 113H206L207 115H205L204 116V118L205 117H207L206 119H205V121H203L204 120V118H202L201 117V119H202V121L201 120H199L198 119V117L196 118V117H194L192 114H193V112L191 111V109L190 110H187V108L188 107H190V105H187L186 103V109L185 110H187L188 112H187V116H189L187 119H183V118H186V117H183L182 118V116L181 115H179V116H181V118L178 116V113H176L175 111L174 112H166V111H162L160 108H159V106H164V104L165 103H163V102H161L160 103V98L159 99H156L157 100V102L159 101V105L157 104L156 105V107L157 108H155V106H154V108L155 109H152L151 107H152V105L151 104H149L148 106L146 105V104H148V102H150L148 99H145V97H144V100H143V97H141V96H139V97H136L137 95L135 94H133V93H130L129 92ZM17 96H19V95H17ZM38 96V97H37ZM132 96L134 97L133 99H132ZM261 96V98L262 99H264V96H262V94L260 95ZM5 97V96H4ZM15 97V96H14ZM65 97V96H64ZM67 97V96H66ZM141 97V98H140ZM7 98H9L8 97V94L6 95V99ZM16 98V97H15ZM87 98V97H86ZM88 98H89V96H88ZM87 98V99H88ZM100 98V97H99ZM98 98V99H99ZM131 98V99H130ZM138 98V99H137ZM140 98V99H139ZM234 103L238 100V99H240L239 101L241 102V98H239L238 97V95H237V97L235 96L234 98H232V97H229ZM228 97L227 98H224V99H222V98H219L218 99V101L220 102V103H218V104H216L218 107H222V108H224L225 106H227V107H225L224 108V110H227V109H229L230 107V103L228 104L227 102L228 101H224V100H229L230 101V99H229ZM236 98V99H235ZM73 98H72V100H74ZM104 99V100H103ZM203 99H204V97H203ZM261 99V100H262ZM9 100V99H8ZM20 100V101H19ZM89 100V99H88ZM130 100V101H129ZM134 101V100H136L135 102H132V101ZM148 101V102H145V101ZM22 101V102H21ZM99 101H102V103H104V102H106V103H108L107 105L108 106H106V103H104V104H102L101 106H102V108H104V109H106V108H108L109 110H110V107H112V109H113V107L114 106H112V101L111 100H109V101H107L105 98H101V100L99 99ZM0 102V103H1ZM4 102V103H3ZM9 102H13V104L12 105H14V106H10V104H9ZM90 102H92V100H90ZM115 102H117V100L115 101ZM80 103V102H79ZM101 103V102H100ZM110 103V104H109ZM131 103H136V104H134V105H132ZM217 103V102H216ZM4 104V105H3ZM91 104V103H90ZM114 104V103H113ZM116 104V103H115ZM177 104V102H173L172 103V105H176ZM226 104V105H225ZM3 105V106H2ZM41 105V106H40ZM104 105V106H103ZM111 105V106H110ZM178 105V104H177ZM110 106V107H109ZM39 107H41L42 109L45 107V111L47 112L46 114H48L49 112H51V115L50 116H46V117H44L43 118V120L45 119V121L42 123V121L41 122H38V120L40 121V119H39V114L38 113H41V112H39V111H43L44 113H45V111L44 110H39ZM66 107H68V108H66ZM120 107V106H119ZM119 107H117V108H119ZM147 107V108H146ZM182 107H183V104H182ZM6 108H5V110H6ZM37 108V109H36ZM48 108V107H47ZM53 108V109H52ZM117 108H116V110H117ZM150 108V109H149ZM159 108V109H158ZM185 108V107H184ZM67 109L69 110V112H72V114L73 115H75L74 117H72L70 114H69V117H68V113L69 112H67ZM70 109H72V110H70ZM86 109V108H85ZM108 109H106V110H108ZM111 109V110H112ZM114 109H115V107H114ZM114 109L111 111L110 110V113H115V111H114ZM145 109H146V111H145ZM13 110V109H12ZM38 110V111H37ZM49 112H48V111ZM53 110V111H52ZM57 110V111H56ZM64 110V111H63ZM153 110V111H152ZM205 110V111H204ZM4 111V110H3ZM87 111V110H86ZM114 111V112H113ZM206 111H208L209 113H207ZM260 111H262V112H264V106H262V110H260ZM5 112V111H4ZM11 112V111H10ZM14 112V111H13ZM55 112V113H54ZM63 112V113H62ZM147 112H149L150 114H152L151 115V117L152 116H154V119L156 120V122H155V120L153 121L151 118H149V113H148V115L146 114ZM186 112V111H185ZM226 112H228V113H226ZM0 113H3V112H0ZM36 113L38 114V117L36 116ZM54 113V114H53ZM67 113V114H66ZM261 113V112H260ZM64 114V115H63ZM230 114V115H229ZM262 114V113H261ZM2 115H4V114H2ZM16 115V116H15ZM65 115H67V116H65ZM157 115H158V118H157ZM209 115V116H208ZM11 116V117H10ZM13 116V117H12ZM87 116V117H86ZM90 116V115H89ZM155 116H156V118H155ZM221 116V117H220ZM222 116H225V118H222ZM239 117H241V115H238ZM1 117V116H0ZM4 117V116H3ZM67 117V118H66ZM76 117H78V118H76ZM94 118H95V116H93ZM5 118H6V116H5ZM18 118H16L15 120H19ZM71 118H72V120H71ZM74 118H76V119H74ZM85 118H87V119H85ZM92 118V117H91ZM93 118V119H94ZM220 118H222V120L220 119ZM261 118V117H260ZM38 119V120H37ZM74 119V120H73ZM261 119H264V118H261ZM0 120H2V119H0ZM79 120V121H80ZM212 120V121H211ZM221 120V121H220ZM11 121V122H12ZM73 121H75L74 123H73ZM88 121H90V120H88ZM87 121V122H88ZM92 121V120H91ZM219 121V122H218ZM239 120L236 118V123L238 122ZM252 121V120H251ZM262 121H264V120H262ZM7 122V123H8ZM17 122V121H16ZM95 122H96V120H95ZM165 122V123H166ZM247 122V121H246ZM261 121H259V123H260ZM10 123V122H9ZM8 123V124H9ZM21 123V122H20ZM24 123H22L23 125H25ZM39 123H40V125H39ZM166 123V124H167ZM256 123V122H255ZM11 124V123H10ZM13 124V123H12ZM78 124H81L80 122L78 123ZM84 124V123H83ZM93 124H95L94 122H93ZM96 124H97V122H96ZM163 124V123H162ZM168 124V125H169ZM235 124V123H234ZM261 124V123H260ZM15 124H13V126H14ZM25 125V126H26ZM89 125V128H90V126L92 125V122H91V125H90V123L88 124ZM118 125V126H117ZM4 125H2V127H3ZM40 126V127H39ZM81 126L82 127H84V130H83V128H81ZM115 126V125H114ZM179 126V125H178ZM259 126V125H258ZM261 126L262 127H264V122H262V124H261ZM0 127H1V125H0ZM8 127L11 129L12 128V126L11 125H8ZM46 127V126H45ZM107 127V128H108ZM255 127V126H254ZM262 127H260V128H262ZM8 128V131H11L10 129ZM39 128H42V130L41 129H39ZM89 128H88V130H89ZM119 128V129H118ZM39 129V130H38ZM65 129V130H64ZM78 129L80 130V129H82V130H80V132L78 131ZM236 129V128H235ZM37 130L39 131V132H41V133H39V132H37ZM41 130V131H40ZM103 130V129H102ZM110 129L108 128L107 129V131H109ZM118 130V131H117ZM232 130H234V128L232 129ZM249 130V129H248ZM246 131L245 130V132H247L248 134H246V135H249V131ZM259 130V129H258ZM5 131H6V129H5V127L4 128H1V130H0V136H2L3 134H4V136L6 137V139H7V135H5L6 133H5ZM86 131H87V129H86ZM92 131V130H91ZM97 131V130H96ZM100 131H101V129H100ZM111 131V130H110ZM228 131V133L230 132V134H231V131L230 130H227ZM227 131H225V132H227ZM236 131V130H235ZM234 131V132H235ZM244 131V130H243ZM262 131V130H261ZM27 132V131H26ZM47 132H48V130H47ZM93 132V131H92ZM102 132V131H101ZM154 132V133H153ZM157 132V133H156ZM185 132V131H184ZM257 132V131H256ZM11 132H9L8 133V136H9V134H10ZM32 133H33V136H32ZM40 135H39V134ZM89 133V132H88ZM91 133V132H90ZM111 133V132H110ZM29 134V133H28ZM98 134H100V133H98ZM102 134V133H101ZM101 134L99 135L100 136V138H101ZM155 136H153V135ZM237 134V133H236ZM236 134L232 137L231 135H229V137L230 138H228L227 139V141L229 140V143H231L230 145H231V147L233 146L232 144L234 143H236V142H242L244 139H246V135L244 134V132H243V134L245 135H243L242 137L241 136H239V134H238V137L236 136ZM260 134V133H259ZM262 134H264V133H262ZM46 135V134H45ZM80 135H81V137H80ZM91 135V134H90ZM97 135V134H96ZM95 135V136H96ZM103 135V134H102ZM110 135H112V133L110 134ZM154 137V142L151 140L152 138V136ZM158 135V136H157ZM232 135H233V132H232ZM250 135H252V134H250ZM43 136H44V133H43ZM84 136V135H83ZM85 136L88 138V136L86 135V133H85ZM94 136V137H95ZM98 136V135H97ZM236 136V137H235ZM35 137H36V139H35ZM92 136H89V140H87V143H89V142H91L90 140H93V137L91 138ZM104 137L106 138V136H104L103 135V139H104ZM111 138L113 137V136H110ZM241 137V138H240ZM1 138V137H0ZM2 138H4V137H2ZM87 138H84L85 140L87 139ZM244 138V139H243ZM248 138H250V136H247V139ZM41 139V138H40ZM45 139H47V138H45ZM50 139V138H49ZM84 139H82V140H84ZM103 139H101V140H103ZM115 139H113L114 140V142H115ZM155 139H156V141H155ZM48 140V139H47ZM69 140V141H68ZM84 140V141H85ZM105 140V139H104ZM197 140V141H196ZM230 140H231V142H230ZM242 140V141H241ZM37 141V142H36ZM81 141V140H80ZM147 141H149V142H147ZM196 141V142H195ZM39 142V143H38ZM61 142V141H60ZM82 142V141H81ZM151 142V143H150ZM153 142V143H152ZM194 142V143H193ZM37 143V144H36ZM86 143V142H85ZM122 143V144H121ZM149 143V144H148ZM117 144V143H116ZM194 144V145H193ZM36 145V146H35ZM37 145H39V146H37ZM119 145V146H120ZM130 145V146H129ZM131 145H133L132 147H131ZM136 146V150H138L139 149V151H141L142 150V148H140V147H142V146ZM229 145V146H230ZM71 148H72V145H69ZM24 147V146H23ZM37 148V149H36ZM189 148V149H190ZM234 148H236V147H232V149H233V151L232 150H230L231 148H229L228 150H230L231 152H234L235 150H234ZM31 149V150H30ZM36 149V150H35ZM141 149V150H140ZM195 149H198L197 147L195 148ZM194 150V149H193ZM37 152V154H36V152ZM190 152H191V150H189ZM194 152V151H193ZM198 152V151H197ZM230 152V154H231V156L233 157L234 155H236V152L234 153V154H232ZM1 153V155L0 156H2V153H4V152H0ZM195 153H196V151H195ZM8 154V153H7ZM3 155V158H5L6 156H7V158L8 159H6V160H10L9 159V157H11V155ZM202 154V153H201ZM204 154V156H202ZM201 156H202V160L201 161H204V162H206V163H208V162H211V163H215V164H217L219 161H221V160H223L224 159V155H223V153H221V152H213V153H203ZM34 155H33V157H34ZM40 155V154H39ZM32 156V155H31ZM36 157H38V155L36 156ZM41 157V156H40ZM39 157V158H40ZM235 157V156H234ZM0 158H2V157H0ZM2 158V159H3ZM42 158V157H41ZM5 159H4V161H5ZM14 159V158H13ZM31 159H32V157H31ZM34 159V158H33ZM36 160V159H35ZM35 160H33V161H35ZM4 161H3V163H4ZM14 161V160H13ZM12 161V162H13ZM6 162V166H7V161H5ZM11 162V161H10ZM5 164V163H4ZM3 164V165H4ZM18 165H20L21 166V164H18ZM0 167H1V160H0ZM3 167H5V166H3ZM3 167H1L0 168V180H3L4 178H5V175H7V172L5 173V170H8L9 169V166H7V168L4 170V168ZM202 168H201V166H197L196 167V175L197 176H199V177H202L203 176V171L201 170ZM4 171V172H3ZM3 172V173H2ZM5 173V174H4ZM3 174V175H2ZM11 175V174H10ZM2 176H4V178L2 177ZM11 176H13V175H11ZM15 176V175H14ZM20 175H18V177H19ZM7 177V176H6ZM8 177H9V172H8ZM7 177V180H5L3 183L5 184L7 181H8V179H11V178H8ZM16 177H17V175H16ZM17 177V178H18ZM20 177H21V179H20ZM19 177V179H17L18 181H22V179H23V181L24 180H26V179H24V177H22V176H20ZM15 178V177H14ZM93 178H95V177H93ZM13 179V178H12ZM86 179L88 180V178H87V176H86ZM85 179V181H87ZM90 179V178H89ZM97 179V178H96ZM103 179H105V178H103ZM14 180V179H13ZM15 180H16V178H15ZM16 180V181H17ZM29 180V179H28ZM81 180H83V178H81ZM90 180H94V179H90ZM101 180V181H100ZM65 181V180H64ZM98 181H100L101 183H102V179H99ZM98 181L96 180V182L98 183ZM106 182L108 181L107 179L105 180ZM8 182H10V184H11V180H9ZM13 183L15 182V181H12ZM28 182V181H27ZM26 182V183H27ZM66 182V181H65ZM64 182V183H65ZM88 182V181H87ZM92 182V181H91ZM2 183V182H1ZM12 183V184H13ZM19 183V182H18ZM22 183H25V181L24 182H22ZM21 183V184H22ZM31 183V181H29V183L28 184H30ZM62 183V182H61ZM60 183V184H61ZM103 183H104V181H103ZM108 183V182H107ZM110 183V182H109ZM59 184V185H60ZM91 184H93V183H91ZM90 184V182H89V185H91ZM3 185V184H2ZM1 184H0V188L2 187L3 188V186H2ZM7 185V184H6ZM15 185H17V184H15ZM59 185H57V190H56V192H58L57 194H58V196H56L57 197V200H59L60 201V203H59V205L61 204V207L58 205V203L56 204V205H58V207L60 208V210L61 211H63V214L66 216V213H67V216H68V218H67V216L65 217V216H63L66 220H63L65 223H67V225L68 224H70V225H72L73 224V222H74V224L75 223H80V221L77 219L78 218V216L76 215L75 216V214H77V212L79 211H76L77 209L75 208L76 207V205H78L77 203H75L74 204V202L72 203L71 201L70 202H68V200H69V198H67L68 196H67V189L65 190L62 186H63V184H62V186H60L59 188H58V186ZM96 185V184H95ZM233 184H231V186H232ZM5 186V185H4ZM22 186V185H21ZM21 186H20V188H21ZM25 187L27 186V184H25L24 185ZM86 186V188H89L90 187V192H92L93 190H94V186H88L87 187V185H85ZM85 186H83L84 188H85ZM97 186V185H96ZM119 186V185H118ZM117 186V187H118ZM120 186H122V185H120ZM7 187V186H6ZM23 187V186H22ZM25 187H24V189H25ZM33 187V186H32ZM116 187V188H117ZM234 187V186H233ZM2 188L0 189L2 192H4L5 190H4V188H3V190H2ZM17 188L19 189V185H17ZM93 188V189H92ZM96 188H98V187H96ZM99 188H101V187H99ZM119 188H121V187H119ZM124 187L122 186V188L120 189V191H122V189H123ZM230 188V191L232 192V187H229ZM23 189V188H22ZM31 189V188H30ZM223 188H219V189H217L216 191L218 192L219 190V194H220V192H221V194L223 193V190H222ZM12 190V189H11ZM11 190H9L10 192H11ZM17 190V189H16ZM15 190V191H16ZM20 191H21V189H19ZM96 191H98L97 189H95ZM95 190L93 191V192H95ZM174 190V188L173 189H171V188H168V187H164L163 189H162V192L160 193V196L158 197V199L156 200V199H153V201H150V204H151V209L152 210H154V211H156V212H159L163 207H165V206H168L169 208H170V211L172 212L173 210L172 209H174L175 208V204H176V207H177V204L179 203V201H176L177 200V197L175 196V192L173 191ZM206 190V189H205ZM203 190L202 191V194L204 195V197L207 199V198H209L210 196H212V195H209V193H211L210 192V190L208 191V190ZM234 190V189H233ZM28 191V190H27ZM33 191V190H32ZM36 191V190H35ZM55 191V190H54ZM101 191H102V189H101ZM118 191H119V189H118ZM120 191H119V193H120ZM13 192V191H12ZM11 192V193H12ZM17 192V191H16ZM19 192V191H18ZM22 192V191H21ZM20 192V193H21ZM29 193H30V191H28ZM88 192H89V190H88ZM7 193V192H6ZM69 193V192H68ZM75 193H77L78 194V192H75ZM0 194H2V193H0ZM16 194V193H15ZM24 194H26L25 193V191H24ZM28 194V193H27ZM26 194V195H27ZM43 195H41L40 196V198L38 199V200H40V203H42L46 208H47V210L49 211V212H55L56 211V209L54 208L55 207V205H54V201L55 202H59V201H56V200H54L56 197H52V196H54L55 194H51V193H49V192H47V194L46 193H42ZM76 194V195H77ZM84 195V197H82L81 196V203H82V205H81V203H80V207L79 208H81L82 209V207L87 203H89V205H85L86 207L87 206H92L93 205V202H94V205L93 206H96V208H95V210L97 209V210H100L101 208H102V210L104 211V213H102L103 214V216L102 217H104L105 215H106V218L103 220V219H101V221H105V222H102V224H101V222H100V224L101 225H96V226H94L95 225V219L94 220H92L93 221V223H91V227H89V229L91 228V229H93V230H91L90 229V231L92 232V231H95V232H92L93 233V235H95V234H97L96 232H98L99 234H100V231H101V233L102 234H108L109 235V233L107 232V233H103L102 232V230H105V231H107L108 229H110V227L112 228V227H115L116 228V224H113V223H119L120 224V226H117L118 228L120 227V230H121V234H122V232H124L125 233V231H127V230H130L128 233L130 234V232H131V234H132V232L134 233L135 231H136V233L138 232L139 233V228H140V226H139V224L138 223H140V221H139V219H136V221H139V222H134V221H132V217H133V214H132V217H130L129 216V214H130V210L128 211V210H125V209H114V208H112L109 204L110 203H105L104 204V201H100V202H98L97 201V199H95V197H91V196H93V195H91V193H90V195L91 196H88L89 195V193L86 195L85 193H83ZM93 194V193H92ZM95 194V193H94ZM6 195H9L8 193L6 194ZM18 195V194H17ZM21 195V194H20ZM33 195V194H32ZM32 195H31V193H30V196L31 197H29V198H33L32 197ZM52 195V196H51ZM71 195H72V193H71ZM73 195H75V194H73ZM206 195H209V197H207ZM13 196V195H12ZM21 196H23V194L21 195ZM35 196V195H34ZM224 196V195H223ZM8 197V196H7ZM20 197V196H19ZM27 197V196H26ZM37 197V196H36ZM39 197V196H38ZM22 198V200H24V199H26V201H27V199L28 198H24L23 199V197H21ZM20 198V199H21ZM35 198V197H34ZM33 198V199H34ZM6 199H7V201H6ZM13 199H14V197H13ZM19 199V198H18ZM32 199V200H33ZM92 199H94V200H92ZM210 199V198H209ZM213 199H215V198H213ZM0 200H5V201H3L2 203H4L5 202V206H4V210H3V207H2V210L4 211H2L3 213H7V215L5 214L4 216H7V217H9L8 216V210L9 209H7V212H6V210H5V207L6 208H13V207H16V205L18 204V205H20V206H22L21 204H23V203H17V199L15 198V200H12V197H8V198H5L4 197V199H0ZM92 200V201H91ZM96 200V201H95ZM17 203V204H15V202ZM207 201V200H206ZM210 201L211 200H208L207 202L208 203H210ZM19 202V201H18ZM23 202H25V201H23ZM30 203H31V200L29 201ZM28 202V203H29ZM34 203H35V201H33ZM32 202V203H33ZM98 202V204H96V203ZM103 202V204L101 205L100 203H102ZM106 202V201H105ZM212 202V204L214 205V203H213V201H211ZM1 203V202H0ZM1 203V204H2ZM29 203V204H30ZM37 203V202H36ZM71 203V204H70ZM92 203V204H91ZM193 203H195V204H197V201H196V199L195 198H193ZM72 204H74L75 206H73ZM96 204V205H95ZM211 204V203H210ZM13 205H15V206H13ZM28 205V204H27ZM30 205H33V204H30ZM30 205H28V206H30ZM70 205H72V206H70ZM98 205V206H97ZM101 205V206H100ZM105 205H107L106 207H104ZM109 205V206H108ZM198 205V204H197ZM212 205V206H213ZM19 206V207H20ZM26 206V205H25ZM79 206V205H78ZM78 206H77V208H78ZM92 206V207H93ZM207 206H209L210 207V205L208 204ZM19 207H16L17 209L19 208ZM23 207V206H22ZM57 207V206H56ZM57 207V208H58ZM97 207H99V208H97ZM150 207V206H149ZM219 207H221V206H219ZM29 208V207H28ZM104 208V209H103ZM224 208V207H223ZM10 209V210H11ZM31 209V208H30ZM43 209V208H42ZM220 210H222V207L221 208H219ZM21 210H23L22 208L20 209V211ZM29 210V209H28ZM27 210V211H28ZM72 210V211H71ZM101 210V211H102ZM121 210V211H120ZM197 210H198V213L200 214L199 215V217H200V221L203 223V225H205V221H207L206 222V224L208 223V220L207 219H210V221H212V219H213V217L211 216V214H209V213H207L206 211H204V207H202V205L200 206V205H198L197 206ZM25 211H26V208H25ZM25 211L23 212V213H25ZM26 211V212H27ZM39 211V210H38ZM42 210H40V212H41ZM59 211V210H58ZM61 211H59L58 212V214L61 212ZM76 211V212H75ZM102 211V212H103ZM12 211H10L9 212V214L11 213ZM29 213H30V211H28ZM43 212H45V209H43ZM65 212V213H64ZM74 214H73V213ZM132 213H134L133 212V210L131 211ZM22 213V214H23ZM56 213H57V211H56ZM62 213V212H61ZM173 213V212H172ZM44 214V213H43ZM105 214V215H104ZM3 215V214H2ZM20 215H21V213H20ZM54 215V214H53ZM76 217V219L78 220V222H75L74 221V219H75V217ZM78 215H79V213H78ZM153 217H154V215L153 214H151ZM171 215H173V214H171ZM170 215V216H171ZM254 215H255V213H254ZM4 216H2V217H4ZM70 216L71 217H73V218H71V219H73V221L72 220H69L70 222L68 223V219H70ZM80 216V215H79ZM216 216H217V214H216ZM232 216V215H231ZM255 216H257V213H256V215ZM7 217H5V219L7 218ZM215 217V216H214ZM220 217V218H219ZM219 217H217V223H218V226L220 225V226H222V224H223V227L225 226V224H226V222L224 221V218L223 219H221V216H219ZM34 218V217H33ZM52 218V217H51ZM81 218V217H80ZM85 218V217H84ZM132 218V219H131ZM138 218V217H137ZM231 218V217H230ZM5 219H2L1 220V222L2 221H4ZM83 219V218H82ZM86 219V218H85ZM9 220V219H8ZM134 220V219H133ZM62 221V222H63ZM82 221V220H81ZM229 221H231L230 219H229ZM6 221H4V223H5ZM72 222V223H71ZM99 222V221H98ZM97 221H96V223H98ZM228 222V221H227ZM7 223V222H6ZM5 223V224H6ZM35 223V222H34ZM64 223V224H65ZM113 225H115V226H111L112 224ZM134 223V224H133ZM214 223V222H213ZM232 224H230L231 226V230H230V228H229V231H232V233L234 232V233H236V232H238L237 231V229H236V224L234 223V222H231ZM7 224H9V223H7ZM11 224V223H10ZM74 224H73V227H74ZM93 224V225H92ZM104 224H105V226H104ZM108 224H110V226L108 227L107 225ZM119 224H117V225H119ZM172 225H173V223H171ZM170 224V226L168 225V227H171L172 225ZM209 224V223H208ZM207 224V225H208ZM34 225V224H33ZM41 225V224H40ZM40 225L37 227V228H39L40 227ZM66 225V226H67ZM77 225V224H76ZM141 225V224H140ZM166 224H157V225H155L154 226V228L151 230V229H147V226H145L144 225V227L147 229V231H146V233H147V235H149V237L151 238V239H160L161 241H157V242H155L154 241V246L156 245H158L159 243L158 242H160L162 245H163V243H165L162 239L164 238H168L170 235H168L165 231H164V229H165V227L167 228V225L165 226ZM174 225H175V223H174ZM173 225V227L172 228H175V226ZM178 224H176V226H177ZM207 225H206V227H207ZM210 225V224H209ZM217 225V224H216ZM255 225V224H254ZM8 227L7 228H9V225H7ZM13 226V225H12ZM12 226H10L11 227V229H13L12 228ZM69 226V225H68ZM102 226V227H101ZM213 226H215V224L213 225ZM216 227L217 229H216V232L214 231H210L209 232V242L212 240L211 238H214V237H216V236H220V234L222 233V229H220L219 227ZM256 227H257V225H255ZM14 227H16V226H14ZM28 227V228H27ZM27 229H29V228H31L30 227V223H29V225L27 224ZM71 227V229H75V228H73L72 226H70ZM252 227H254L253 225H252ZM251 227V228H252ZM256 227H254V228H256ZM259 227V226H258ZM35 229H33L31 232H33L34 230L36 231V225H35V227H34ZM41 228V227H40ZM103 228V229H102ZM114 228V229H115ZM171 228V229H172ZM180 229V227L178 226V227H176L175 229L176 230H174V232L175 231H178V232H175V234H176V236H178L177 235V233L179 234L180 232H179V229ZM254 228H252L251 229V231L253 232V234L254 235H256L257 236V238H256V236H255V242H256V244H255V247H254V249H256L255 250V253H256V257H258V256H260L259 257V259H257L258 260V262L260 263V258L262 257V258H264V250H262V248H264V247H262V248H260V251L258 252V246L259 245H262V244H264V235H259L258 233H255L256 231H254ZM262 228V227H261ZM260 228V229H261ZM113 229V230H114ZM117 229V228H116ZM115 229V230H116ZM16 230V229H15ZM29 230H31V229H29ZM113 230H111V232L110 233H112V234H114L113 236H115V239H117V237L116 236H118V238H120V240H121V237H120V233L118 232V231H120V230H116V231H113ZM132 230V231H131ZM138 230V231H137ZM89 231V232H90ZM114 233H113V232ZM262 231H264V230H262ZM37 232H39V230L37 231ZM174 232L172 233V234H174ZM260 232V231H259ZM128 233L126 234V235H128ZM262 233H264V232H262ZM174 234V235H175ZM238 234V233H237ZM98 235V234H97ZM107 235V238H109L110 237V235L108 236ZM123 235V234H122ZM173 235V236H174ZM232 235H234V234H232ZM89 236V235H88ZM101 236V235H100ZM100 236H96V238H98V237H100ZM103 236V235H102ZM113 236H111V237H113ZM124 236H125V234H124ZM124 236H122V237H124ZM176 236H174V237H176ZM259 236V237H258ZM90 237H93V236H91V234H90ZM89 237V238H90ZM95 237V236H94ZM93 237V238H94ZM104 237V236H103ZM105 237H106V235H105ZM104 237V239H103V241L102 242H104L105 243V241L104 240H106V247L109 249V247H108V245H112V244H110L111 242L113 243V240L111 239V238H109V240H111L109 243H108V241H107V239ZM179 237H180V235H179ZM125 238V237H124ZM95 239V238H94ZM99 239V238H98ZM113 239H114V237H113ZM114 239V240H115ZM123 239V238H122ZM130 240V239H129ZM129 240H127V237H126V240L124 239V241H123V245H122V247H123V249H124V251H126V252H131V251H134V250H137L138 249V247H137V243L136 242H134V241H129ZM168 240V239H167ZM257 240V241H256ZM91 241H94L93 239L91 240ZM90 241V242H91ZM89 242V243H90ZM96 242H98V241H96ZM102 242H98V243H94L95 245H99V247H103V248H105V246H104V243L102 244ZM152 242H153V240H152ZM163 242V243H162ZM168 242V241H167ZM165 243V244H169V242L168 243ZM259 244H258V243ZM93 243V242H92ZM210 243H212V242H210ZM94 244H91V245H94ZM165 244L162 246L163 248H161L162 249V252L161 253H163V256L165 257V258H170V255L172 254L173 255V257H171V259L172 258H174V257H176V258H178L177 256H178V254H174V253H172V252H170L169 251V248H168V246L166 245L165 246ZM155 246V247H156ZM212 246H213V243H212ZM175 247V246H174ZM215 247V246H214ZM56 249H57V247H55ZM55 248H53V250L56 252V249ZM212 248V247H211ZM65 249V248H64ZM158 249V248H157ZM69 251H70V249H69ZM73 251V250H72ZM49 253H51L50 251H48ZM60 252V251H59ZM65 252H66V250H65ZM65 252H63L60 256L62 257V255L64 254H66ZM47 253V252H46ZM69 253V252H68ZM70 254H73V253H70ZM45 255H48V253L47 254H45ZM63 255V258L65 257V259H66V255H67V258H68V254H66L65 256ZM57 256V255H56ZM70 256V255H69ZM50 257V256H49ZM61 257H59L60 259H61ZM70 258H71V256H70ZM69 258V259H70ZM261 258V259H262ZM51 259V258H50ZM56 259V258H55ZM65 259H63V260H65ZM52 260H53V258H52ZM62 260V259H61ZM66 260H68V259H66ZM24 261V260H23ZM22 262V261H21ZM262 262H264V260H262ZM135 263L136 264H139V260H135ZM256 264V263H255ZM262 264H264V263H262Z\"/></svg>","mask_w":264,"mask_h":264}]
</instances>
